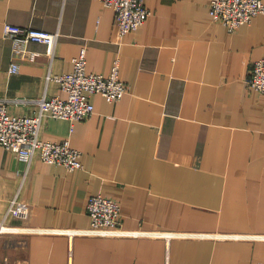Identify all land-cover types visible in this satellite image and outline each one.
I'll return each instance as SVG.
<instances>
[{
	"label": "crops",
	"instance_id": "crops-1",
	"mask_svg": "<svg viewBox=\"0 0 264 264\" xmlns=\"http://www.w3.org/2000/svg\"><path fill=\"white\" fill-rule=\"evenodd\" d=\"M211 1L146 0L147 20L120 35L102 0H0L10 114L66 98L49 75L71 72L83 49L90 72L119 60L128 86L116 101L92 94L86 119L44 114L41 137L68 140L83 168L0 144V264H264V93L247 82L264 58V13L231 32ZM7 24L57 33L53 51H19ZM98 194L120 202V230L91 228Z\"/></svg>",
	"mask_w": 264,
	"mask_h": 264
},
{
	"label": "built area",
	"instance_id": "built-area-1",
	"mask_svg": "<svg viewBox=\"0 0 264 264\" xmlns=\"http://www.w3.org/2000/svg\"><path fill=\"white\" fill-rule=\"evenodd\" d=\"M102 1L115 10L120 35L139 28L151 14L146 0ZM209 11L213 20L223 22L229 31L233 32L256 15L264 13V1L212 0ZM5 35L14 38L19 51L30 41L45 43L50 51H53L58 38V34L54 32L14 24L6 25ZM73 63L71 72L49 75V79L60 84L67 97L41 99L39 101L41 107L37 113L10 114L6 103L0 100V144L15 152L19 158L30 163L35 156H39L49 164H61L69 170L83 168L81 151L73 148L68 140L55 141L41 137L44 114L50 113L55 117L74 121L83 120L94 111L90 99L92 94L100 93L109 101H116L128 91L127 84L120 78L119 60L115 61L109 75L88 71L85 49L74 58ZM18 69L19 64L12 62L11 72H17ZM247 82L250 88L264 93V58L254 62ZM87 209L93 230H120L121 204L117 199L102 194L93 195L88 201Z\"/></svg>",
	"mask_w": 264,
	"mask_h": 264
}]
</instances>
